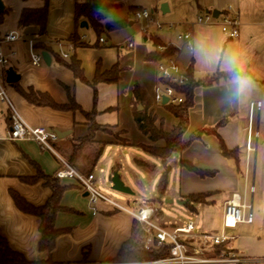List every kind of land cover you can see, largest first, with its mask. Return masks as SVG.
Segmentation results:
<instances>
[{
    "label": "crops",
    "instance_id": "1",
    "mask_svg": "<svg viewBox=\"0 0 264 264\" xmlns=\"http://www.w3.org/2000/svg\"><path fill=\"white\" fill-rule=\"evenodd\" d=\"M93 1L116 6L102 13L103 23L108 20L107 17H113L111 11L127 2ZM231 1V16L238 21V37L233 40L227 38L222 33L219 22L201 27L194 40L195 60L191 57L193 75L196 80H199L202 71L203 74L214 75L216 53L224 43L218 35V27L227 39L225 44L228 43L218 69L222 73L239 72L243 75L230 82H220L218 85L201 87L194 91V107L189 113V126L184 140H188L197 131L213 128L221 120L227 119V124L218 129L216 136H206L200 141L192 142L186 151L167 159L165 164L169 170L168 185L163 200L168 204L165 195L169 187L178 189V202L182 203H185L184 198L191 195H213L207 199L210 205L197 206L193 214L185 210L188 218L182 219L181 225L191 221L196 227L192 234L194 238L184 243L187 254L196 255L208 264H260L264 263V222L258 227L250 228L252 223L239 225L234 230H225L228 240L220 248H212L210 251L203 248L199 239L201 235L217 237L223 231V206L233 195L238 196L241 172L243 170L247 174L248 170L250 154L244 151L242 137L245 135L246 142L250 131L251 146L252 137L257 138V130L254 135L250 108L252 104H260L256 101V95L264 90V60L256 56L264 52V0ZM0 2L5 11L0 20V51L8 63L7 69H12L19 76L18 88L25 92L32 90L45 94L58 106L68 105L71 98L76 106L73 111H57L28 103L12 85L5 84L6 70L0 68V83L3 81L5 84L8 98L24 122L32 128L69 133L64 139L53 143L52 147L81 174L94 176V171L98 168L103 173L102 178L109 173L111 179L116 173L123 183L120 173L125 168L134 176L137 175L134 168L151 173L156 165H160L164 170L161 160L154 159L157 164L147 162L146 157L153 158L137 148L141 145L162 147L163 143L153 145L136 130L130 106L131 88L134 84L146 92L151 102L153 99L156 64L145 61L148 53L154 49L150 40L152 37L144 38V42L149 41L148 46L134 45L130 39L120 44L110 43L102 37L104 44H99L98 40L86 36L81 31L83 29H76V0H47L46 31L43 37H39L36 28L20 29L18 21L23 10L41 9L45 0ZM136 10L140 8H129L132 18ZM9 33L15 34L18 40L11 44L3 43L2 38ZM75 33L85 47L75 49L72 55L80 64L86 84L76 80L66 67L58 64L48 53L50 66L43 63L35 68L30 64L27 44L42 43L57 54L59 44L65 50L69 49V39ZM157 41L162 43L159 39ZM97 67L101 75L117 67L121 71L118 83L94 85ZM153 113L164 132L169 133L178 123L160 106H153ZM91 114L96 126L117 134L127 145L118 144L113 135L96 132L90 143L75 149L77 142L88 136L85 115ZM9 130L10 112L6 105L0 103V237L6 241L10 250L31 263L38 258L40 222L36 217L18 211L11 194H17L34 208L43 207L51 197L50 190L45 187V178H54L58 164L52 154L43 151L33 142H9ZM218 138L228 150H239L237 159H225L221 156ZM180 161L187 162L198 170L214 173V176L200 179L181 169L178 166ZM136 162H143L150 167L139 168ZM172 166L179 169L178 173L173 171ZM38 173L42 178L34 180ZM59 185L66 188V191L60 199V207L64 211L58 213L55 219V228L60 235L55 241L52 263L110 264L108 262L116 257L121 246L129 240L133 219L103 202L90 204L87 196L72 182L59 181ZM128 189L130 190L129 187ZM243 189L245 198L246 183ZM155 198L156 196L153 199ZM144 201L149 200H143L141 207L145 206ZM216 203L221 204L219 209H214ZM227 231L230 232L226 233Z\"/></svg>",
    "mask_w": 264,
    "mask_h": 264
},
{
    "label": "trees",
    "instance_id": "2",
    "mask_svg": "<svg viewBox=\"0 0 264 264\" xmlns=\"http://www.w3.org/2000/svg\"><path fill=\"white\" fill-rule=\"evenodd\" d=\"M47 0H45L44 6L41 9L36 10H23L19 21L18 27L20 29H26L28 27H34L37 29V35L43 37L46 31V19H47ZM75 6V25L76 29L79 28L81 22H85L88 27L92 28L93 33L96 35L97 40H101V34L104 32L103 29V12L109 11L116 8L114 5L102 4L94 2L93 0H76ZM4 11V10H3ZM2 11V12H3ZM138 11V10H136ZM0 12V20L4 15L5 11ZM135 12V11H134ZM133 12V13H134ZM226 14V13H225ZM220 16V14H219ZM116 28H121L123 23H117L111 25ZM70 45L73 49L85 47L82 43L79 35L75 33L71 36ZM153 44V51L149 52L145 58L146 62L159 63L166 58L175 56L177 50L173 47L165 46L163 43H159L157 39H150ZM165 48L162 53L157 52V49ZM32 50L35 53L42 54L48 53L56 62L64 67H66L74 76V78L82 83L86 84V81L82 75V70L80 64L74 56L71 54L67 60H64L59 55L54 54L49 47H46L42 43L32 44ZM65 52V50L63 48ZM120 70L115 67L110 72L103 75L100 74L99 67L96 68L94 76V85L97 83H118L120 79ZM185 75L188 79L187 84L182 87H177L171 85L175 94L181 99V103L177 105L165 104L160 107L164 108L167 113L172 115L177 120V125L172 128V130L167 133L163 131L161 124H157V119L153 113V103L148 98L146 92L142 90L137 84H134L131 88V116L134 122L136 130L144 136L151 144L155 145L159 142L163 143L162 147L155 146H137L142 152H144L149 157L161 160L162 165L166 167V161L174 154H181L188 149L192 142L200 141L206 136H216L219 128L224 127L227 124V119L221 120L213 128L202 129L200 131L192 134L188 140H184V136L188 130L189 126V113L194 107V91L198 88H206L218 85L220 82H230L236 78L242 76V73L231 72V73H215L212 76L205 78L204 80H196L193 75V63L190 60L186 70ZM166 84V83H165ZM12 87L17 90L20 96L28 103L36 107H45L57 111H73L76 107L73 100L69 99V104L66 106L56 105L47 95L40 94L29 90L25 92L18 88L17 84L12 85ZM94 89V88H93ZM88 121V136L80 140L77 147H81L86 143H90L93 140V136L96 132H106L105 128H100L94 124L93 115H85ZM107 133V132H106ZM111 133V132H109ZM112 134V133H111ZM115 140H118L116 134H112ZM118 136V135H117ZM220 154L225 159H237L239 150H228L222 140L218 138ZM123 145H127L123 141ZM74 149V150H75ZM139 168H149L143 162H136ZM178 166L181 169L186 170L189 173L194 174L200 179L212 178L214 173L205 172L196 169L193 165L180 161ZM169 170L167 169V174H164L161 179H159L155 193L158 200V204L162 203L166 188L168 185L167 175ZM42 178L40 173L37 174L34 180ZM45 178V177H43ZM34 182V181H33ZM45 187L51 192V197L48 199L46 204L41 208H34L27 204L22 198L17 194L12 193L11 198L15 207L23 214L36 217L40 224L38 232L40 235V240L38 243V258L34 262H27L20 254L13 252L8 247L6 241L0 237V264H53L52 263V252L54 249L55 241L60 235V232L55 228V219L58 213L63 212L64 209L60 207V199L66 188H62L59 185V181L54 178H45ZM210 194H199L191 195L184 198L185 201L184 209L193 214L197 206H207L210 205L207 199ZM156 217V216H155ZM145 243V233L141 226L133 220V225L131 229V236L127 242H125L119 249L116 257L109 261L110 264H131V263H149L169 257V248L166 246L156 247L153 246L150 250H144ZM220 248V246L218 247Z\"/></svg>",
    "mask_w": 264,
    "mask_h": 264
},
{
    "label": "rangeland",
    "instance_id": "3",
    "mask_svg": "<svg viewBox=\"0 0 264 264\" xmlns=\"http://www.w3.org/2000/svg\"><path fill=\"white\" fill-rule=\"evenodd\" d=\"M232 3L233 1L231 0H127V2L122 7L111 11L113 17H107L108 20L103 23L104 32L100 37L104 38L110 43L120 44L125 40L130 39L134 45L142 44L147 46L150 43L149 41L144 42V38L150 39V37H152L159 39L165 46L180 50L182 52L181 54H187L183 43L177 42L176 37L179 35L183 36L185 33L191 34L193 37L194 49L192 60H195L196 53L194 40H196V35L198 34L200 28L206 26V24H199L198 19H204L206 16L211 17L213 12H218L220 14L219 18L217 20L211 19V25L219 24L221 17L224 16L225 13L228 14L229 17H233L231 16V11L233 9ZM0 4L1 10L3 11L4 6L1 2ZM163 4L167 5L168 7L167 14H162L160 12V6ZM129 8H140L142 10H146L152 21L149 24L144 21H135L129 13ZM119 22L123 23L121 28L112 26V29L110 30L105 29L106 25L111 26V24L115 25ZM130 24L132 25L130 26ZM217 30L218 35L224 40V43L221 44L218 52L216 53V70L214 71V74L217 72L222 73L218 68L223 55L226 53L228 44H225L227 39L222 35L219 27ZM81 31L86 34V36L97 40L92 28L89 27L88 29H83ZM256 56L264 60V52L257 54ZM203 72L204 71H202V74L198 77L199 80H204L205 78L211 76L206 73L203 74ZM1 83L6 89L3 81ZM256 101H259L261 104L260 110L254 108L252 114L254 121V135H256L255 133L257 130V138L255 136L252 137V148L254 151L248 156L249 165L247 174H244L243 170L241 172L242 178L240 177V190L238 192L240 202L242 203L244 199L243 187L246 183L245 202L246 205L252 206L251 213L253 224L250 226V228L258 227L260 226V223L264 222V90L260 93H257ZM106 132L103 133L109 136L112 135L107 129ZM116 137L118 140L115 141H117L118 144L123 145V140H121L117 134ZM241 143L244 145L245 151V135L242 137ZM146 158L147 159H145V161L157 164L156 161H153L154 159H149L148 157ZM168 164L172 165L173 163L168 162ZM172 167L174 168L173 171L178 173L177 170L179 169L175 168L174 166ZM167 169L168 168L165 167L163 170L162 166L156 165V169H152L153 172L145 173V171L142 172V170L134 168L133 170L138 176H134L130 171L126 170V168L123 169V171L120 173V176L122 177V181H124L123 184L125 186L128 185L132 191L133 196H126L113 192L111 190L110 184L111 179H109L110 174L108 173L102 178L103 173L101 172V174L98 168H96L94 171V176L96 179V181H94V186L102 195L111 199L115 203L130 209L132 212L137 211L143 205V200H149L144 201V205L147 207H155L159 211L156 214L154 223L157 226L164 227L167 230H172L175 227L181 226L182 219H185V217L188 218V216L185 209L182 206L176 204V202L179 201V192L174 185L172 186L175 188L169 187L165 195L168 201H173V204H165L164 200L161 204H158L157 197L153 199L156 196L155 188L157 187V182L164 174H167ZM124 173H126V175ZM244 175H246V178H244ZM134 180L139 184H136ZM220 206V203H216L214 209H219ZM246 215H248V212ZM229 232L230 231H227L226 233ZM260 264L264 263L262 262Z\"/></svg>",
    "mask_w": 264,
    "mask_h": 264
},
{
    "label": "built area",
    "instance_id": "4",
    "mask_svg": "<svg viewBox=\"0 0 264 264\" xmlns=\"http://www.w3.org/2000/svg\"><path fill=\"white\" fill-rule=\"evenodd\" d=\"M132 16L135 21H144L147 24L152 21L146 10L140 9L135 11ZM211 19L212 16H206L204 19H198V23L209 25L211 24ZM220 23L222 33L226 35L227 38L233 40L238 37V21L235 18L229 17L228 14H225L221 17ZM17 40L18 38L15 34L9 33L5 35L1 41L6 44H11ZM176 40L179 43H183L184 49L187 52L186 55L191 60L193 55L192 35L185 33L183 36H177ZM99 44H104V41L99 40ZM128 47L131 48V45ZM164 50L165 48L161 47L157 49L159 53H162ZM73 51L74 49L71 45H69L67 52L63 50V45H58V53L64 60H67ZM181 53L180 50H177L175 56L166 58L156 64V87L152 99L154 106H161L164 99L167 100L166 104L177 105L181 103V99L175 94L171 87V85L177 87L185 86L188 81L185 75L187 67L183 68L182 64L178 61L179 56L182 55ZM28 55L30 64L33 67L38 68L43 64L41 54L35 53L32 50L31 43L28 44ZM7 66L8 63L0 51V68L5 71L7 70ZM0 103L6 105L10 112V130L7 138L9 142H33L37 144L43 151L52 154L57 160L58 165L54 177L58 181L72 182L79 191L86 194L90 204L94 205L98 202H103L107 206L119 212H123L135 220L145 233V251L150 250L153 246H166L169 248L168 258L149 263L136 264H208L199 259L198 256L189 255L186 252V246L184 243L186 240L194 238L192 237V234L196 227L193 222L188 221L179 227L167 230L154 223L155 216L159 212L155 207L143 206L135 212L121 207L111 199L102 195L95 188L94 176L92 174H81L77 172L66 160L54 151L52 145L58 141V137L54 132L48 131L44 128H32L24 122L11 104L2 83H0ZM254 108L259 109L260 104L256 103L251 105L250 116H252ZM245 150L247 154H251L254 151L251 146L250 131H248ZM251 211V206L246 205L245 198L241 203L239 197L233 195L231 200L226 202L223 206L222 233L217 237L201 235L199 239L203 248L206 247L209 251L212 250V248H218L228 240L224 234L225 230H234L239 225L252 224ZM247 212L248 215H246Z\"/></svg>",
    "mask_w": 264,
    "mask_h": 264
},
{
    "label": "water",
    "instance_id": "5",
    "mask_svg": "<svg viewBox=\"0 0 264 264\" xmlns=\"http://www.w3.org/2000/svg\"><path fill=\"white\" fill-rule=\"evenodd\" d=\"M0 12H2L1 10V4H0ZM160 12L162 14H167L168 13V7L167 5L163 4L160 6ZM212 19L213 20H217L219 17V13L218 12H213L212 13ZM110 26L106 25L105 29L108 30ZM88 25L85 22H81L79 25V29H87ZM28 47V44H27ZM42 57V61L44 63L45 66H50V57L47 53H42L41 54ZM178 61L182 64L183 68H186L190 62V59L188 58V56L186 54H182L179 56ZM19 82V76L16 75L12 69H7L5 71V84L6 85H14L17 84ZM167 103V100L164 99L162 105H165ZM55 134L57 135L59 140L64 139L69 133H59V132H55ZM111 183V190L115 193H119V194H124V195H132V192L126 188L124 186V184L120 181L119 176L115 173L112 175V178L110 180ZM86 196V194H85ZM167 203L169 205L173 204L172 201H167ZM177 205L179 206H183L185 203L182 202H176Z\"/></svg>",
    "mask_w": 264,
    "mask_h": 264
}]
</instances>
